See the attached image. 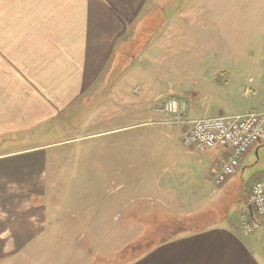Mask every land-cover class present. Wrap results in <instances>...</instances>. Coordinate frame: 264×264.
Returning a JSON list of instances; mask_svg holds the SVG:
<instances>
[{"label": "crops", "instance_id": "1", "mask_svg": "<svg viewBox=\"0 0 264 264\" xmlns=\"http://www.w3.org/2000/svg\"><path fill=\"white\" fill-rule=\"evenodd\" d=\"M44 1L43 23L39 22L43 15H19L15 17L13 26H6L5 15L0 17V140L10 135L20 136L22 140L23 133L54 125L61 118L68 119L73 111L79 114L82 123L78 130L91 127L98 130L103 125L97 121L104 120L106 129L94 136L132 132L141 125L136 124L135 117L154 116L153 109L149 105L145 109L127 108L121 121L123 124H120L116 116L109 119L110 114L103 112L107 101L116 105L125 98L133 102L134 95L144 96L147 84L141 83L139 75L144 72L143 62L153 58L151 51L154 48L168 46L167 49L171 50L169 44L172 43L175 51H196L202 45L199 33L207 30L210 21L217 20L222 25L226 19V15H185L183 7L167 15L165 6L172 0ZM204 4L201 3L208 11L207 0ZM241 17L244 20L246 15ZM191 18L201 31L187 36L178 29L183 21L187 23L189 19L191 22ZM174 65L195 69L192 73L196 78L194 84H190L192 90L197 91L194 96L198 98L202 94L200 98L208 100L207 103L201 101V106L191 107L192 116L264 112V80H254L253 75L235 70L241 66L197 59L191 54L188 59L177 60ZM124 67L126 70L120 73ZM213 87L220 90L212 91ZM246 89L250 90V95ZM208 93H221V104L209 102ZM120 138L113 142L118 150L113 156H94L93 163L99 164L98 159L100 164L108 163L110 175L114 173L116 178L119 170H126L128 177L138 180L137 185L143 187L144 195L150 194V188L157 189L158 195L163 194L164 185L174 182L175 186L166 194L172 195L170 191H177L180 196L182 180L193 178L194 186L198 183V171L204 167L205 172H213L228 154L222 148L198 153L183 146L177 153L168 152V145L173 144L171 139H146L141 141L139 152L142 153L138 155L134 153V140L122 139L123 135ZM143 143L147 144L145 148ZM44 144H33L30 151L42 153L41 149L55 147L58 142ZM7 147L0 144V260L21 252L30 243L41 239L45 243L75 232L62 229L66 222L60 213L63 208L51 204L46 197L49 191L44 176L49 163L47 155L29 159L21 166L19 158L28 151L12 154L6 152ZM262 148L264 143L253 146L242 162L248 159L251 151L258 154ZM122 150H126L127 155H122ZM79 158L84 163L87 157ZM159 179L164 183L160 189L159 185L158 188L150 187L149 181ZM246 198V205L242 204L239 210L242 216L246 213L247 194ZM91 208L94 216L90 227H106V220L110 218L103 217L95 206ZM260 223L264 226V218ZM73 227L81 228L75 232L79 241L91 229L78 225ZM56 228H60L62 234L55 232ZM241 230L239 223L232 222L228 215L220 222L208 223L201 229L181 232L126 264H264L252 251L254 240L246 237L244 232V236L241 235ZM100 234V230L91 232L92 244L97 242L96 236L100 238ZM86 251L88 255L93 252L91 247ZM26 257L32 258V254L19 255L18 259Z\"/></svg>", "mask_w": 264, "mask_h": 264}, {"label": "rangeland", "instance_id": "2", "mask_svg": "<svg viewBox=\"0 0 264 264\" xmlns=\"http://www.w3.org/2000/svg\"><path fill=\"white\" fill-rule=\"evenodd\" d=\"M202 2L204 4L205 0H172L165 6V11L170 15L174 10L183 7L185 15H226L222 25L220 21H210L207 30L199 33L198 39L202 45L191 53L188 49H180L181 52L173 50L172 43L169 44L171 50L167 49L168 46L154 48L151 51L153 58L148 59L147 63L143 62V76L141 73L139 75L141 83L147 84L143 91L144 96L134 95L133 102L125 98L121 100V104L113 105L112 101L105 103L107 108L103 112L110 114L109 119L116 116L120 124H123L121 121L125 118L127 108L145 109L149 105L156 115L142 119L136 116V124H141L138 128L128 133L94 136L106 129L104 120L97 121L103 125L98 130H92V127L78 130L82 123L79 114L73 111L68 119L61 118L54 125L23 133L22 140L17 135L0 140V144L8 146L7 153L28 151L19 158L21 166L27 164L29 159L47 155L49 163L44 176L47 178L49 191L46 197L51 204H58L63 208L60 213L65 216L66 222L62 224V229L68 228V232L75 230L77 233L81 228H75L74 225L86 227L87 230L91 228L93 206L96 211L102 212L103 217L110 218L106 220V227H92L80 241L75 232L55 240H46L45 243V240L41 239L26 245L21 252L0 260V264H126L130 259L143 254L149 247H156L170 238L172 234L201 229L208 223L220 222L228 215L229 219L239 223L242 229L243 219L239 210L242 204L246 205V194L249 195L250 187L264 178V148L260 149L258 154L251 151L248 159L242 162L241 170L220 188L213 183V172L207 173L203 167L197 173L198 183L194 186L193 178L182 180L180 196L177 191H170L172 195L166 194L169 188L175 186L174 182L172 185H164L163 194L158 195L157 189L150 188V194L144 195L141 190L143 187L137 185L138 180L128 177L126 170H119L116 178L114 173L110 175L108 163L100 164L101 160L98 159L96 161L99 164H95L92 160L94 156L99 155L113 156L118 151L113 142L120 140L121 135L122 139L134 140V153L138 155L142 153L139 152L141 141L146 139L172 140L173 144L168 145V152L180 151L183 146L180 145L183 133L180 128L166 125L172 120V114L166 112L165 104L176 101L184 117L194 119L199 117L192 116L190 108L199 104L201 106V101L207 103L208 100L201 99L202 94L198 98L194 96L197 91L192 90L190 84H194L196 74L192 71L195 69L175 67L177 60L188 59L191 54L197 59L223 61L230 66H241L235 70L253 75L254 80H264V0H207V6L210 8L208 11L204 9L205 4L201 5ZM45 10L44 0H0V17L5 15L6 26H13L15 17L19 15H43V19H39V22L43 23ZM241 15H246V18L243 20ZM196 24L193 18L191 22L187 19V23L183 21L178 30L189 36L194 31H201V27ZM22 26L25 27L24 24ZM147 39L145 36V40ZM125 70L126 67L120 73ZM218 90L220 89L213 87L212 91ZM220 94L208 93L206 96L209 102L221 104ZM98 116L101 114L98 113ZM91 135L93 136L90 137ZM88 136L89 138H86ZM56 142L58 144L55 147L41 149L42 153L30 151L33 144ZM143 145L144 148L147 146L146 143ZM155 149L157 150V147ZM122 155H127L126 150H122ZM79 157L87 158L83 163ZM222 163L215 169L218 170ZM149 183L150 187L158 188L159 185V189L161 183L164 184L160 179ZM203 185L206 188H203ZM173 214L176 215L175 218ZM261 219L258 217L257 220L251 221L254 231L250 232L248 237L254 240L251 249L256 258L264 262V226L260 223ZM87 230L83 229L86 233ZM95 230H100L101 234L100 238L96 236L97 242L93 241L92 244L91 232ZM55 232L62 234L60 228H56ZM240 233L243 235V231ZM89 247L93 251L90 255L86 251ZM133 248L137 250L134 251ZM25 253H31L32 258L18 259L19 255Z\"/></svg>", "mask_w": 264, "mask_h": 264}, {"label": "built area", "instance_id": "3", "mask_svg": "<svg viewBox=\"0 0 264 264\" xmlns=\"http://www.w3.org/2000/svg\"><path fill=\"white\" fill-rule=\"evenodd\" d=\"M165 110L172 114V120L166 124L185 129L182 142L186 148L201 153L218 147L228 151L226 161L215 174L216 185L234 175L251 146L264 139V116L257 113L188 120L174 100L166 105ZM249 202L257 215L264 216V180L252 185ZM252 231L247 223L246 232Z\"/></svg>", "mask_w": 264, "mask_h": 264}, {"label": "trees", "instance_id": "4", "mask_svg": "<svg viewBox=\"0 0 264 264\" xmlns=\"http://www.w3.org/2000/svg\"><path fill=\"white\" fill-rule=\"evenodd\" d=\"M180 232H178L177 234H179ZM176 234V235H177ZM175 234H172L171 236H170V238H172V237H174V236H176ZM170 238H168V239H170ZM168 239H166V240H164L163 242H166ZM162 243V242H161ZM154 247L152 246V247H149L147 250H151V249H153ZM133 250L134 251H136L137 249L136 248H133ZM147 250L145 251V252H147ZM145 252H143V253H145Z\"/></svg>", "mask_w": 264, "mask_h": 264}, {"label": "water", "instance_id": "5", "mask_svg": "<svg viewBox=\"0 0 264 264\" xmlns=\"http://www.w3.org/2000/svg\"><path fill=\"white\" fill-rule=\"evenodd\" d=\"M249 210H250V212H251V208L249 207Z\"/></svg>", "mask_w": 264, "mask_h": 264}]
</instances>
